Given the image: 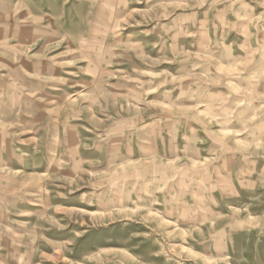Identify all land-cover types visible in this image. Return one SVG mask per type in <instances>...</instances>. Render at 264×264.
<instances>
[{
  "label": "rangeland",
  "instance_id": "1",
  "mask_svg": "<svg viewBox=\"0 0 264 264\" xmlns=\"http://www.w3.org/2000/svg\"><path fill=\"white\" fill-rule=\"evenodd\" d=\"M19 35L90 155L42 180L0 264H264V0H0V48Z\"/></svg>",
  "mask_w": 264,
  "mask_h": 264
},
{
  "label": "crops",
  "instance_id": "2",
  "mask_svg": "<svg viewBox=\"0 0 264 264\" xmlns=\"http://www.w3.org/2000/svg\"><path fill=\"white\" fill-rule=\"evenodd\" d=\"M26 37L19 35L15 45L0 48V246L19 213L29 210L35 215L40 211L44 202L38 196L44 185L42 180L57 176L56 170L64 171L66 179L71 178L74 150L80 154L81 163L88 162L90 155L89 132L80 130L74 134L69 114L60 119L48 114L51 102H46L43 94L50 90V85L43 83L51 78V68L35 48L37 40ZM96 134V140L91 137V148L97 147L99 137L103 136ZM144 144L146 141L141 143L137 159L148 163L147 174L152 176L153 161H158L152 159L158 153L164 157V152ZM45 202L51 201L45 198Z\"/></svg>",
  "mask_w": 264,
  "mask_h": 264
}]
</instances>
